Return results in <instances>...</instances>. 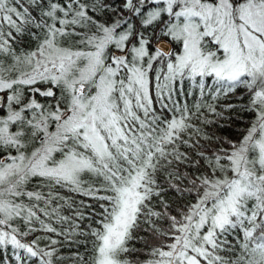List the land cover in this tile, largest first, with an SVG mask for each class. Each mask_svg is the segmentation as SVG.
Here are the masks:
<instances>
[{
    "label": "snow or ice",
    "instance_id": "1",
    "mask_svg": "<svg viewBox=\"0 0 264 264\" xmlns=\"http://www.w3.org/2000/svg\"><path fill=\"white\" fill-rule=\"evenodd\" d=\"M0 264H264V0H0Z\"/></svg>",
    "mask_w": 264,
    "mask_h": 264
}]
</instances>
